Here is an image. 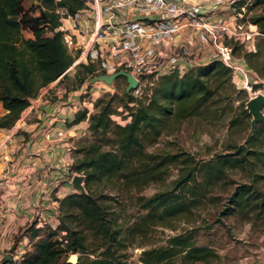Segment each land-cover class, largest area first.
Wrapping results in <instances>:
<instances>
[{"label": "rangeland", "instance_id": "rangeland-1", "mask_svg": "<svg viewBox=\"0 0 264 264\" xmlns=\"http://www.w3.org/2000/svg\"><path fill=\"white\" fill-rule=\"evenodd\" d=\"M190 1L200 6L201 15L193 19L191 24L183 27L185 34L181 36V42L191 50L187 56L197 60L196 65L190 68L213 59H222L233 70L231 82L234 85H230L228 90L232 95L231 101L234 106L242 102L246 106L249 97L260 91L264 93V57L252 56L255 67L244 55H248L251 50H256L258 44L264 46V34L251 19L253 13L264 12V3L253 4V0ZM25 5L31 8V0H27ZM22 32L24 36H34L28 27ZM227 51L228 56H225L224 53ZM168 54L174 55L170 49ZM94 63L98 68L99 64ZM79 67L80 65L77 64L69 70L64 79L58 82L52 80L41 86L38 93L30 97V103L23 109L18 119L10 126H6L14 129V133L24 132L22 126L25 122L22 124L19 118L27 109L30 112L25 115V118L39 120L35 130L39 127L47 130L53 127L58 119L63 121L62 128L55 133H50L48 130H42L43 134L40 132L41 140L44 142H51L53 138V142L48 144L51 145L50 149L55 150L51 158L52 162H55L52 165L54 175L46 179L50 188L28 190V197H33V192L35 194L32 201H27L25 206H21V218L17 213V215L7 214L5 220L1 219V232L4 231V235L0 232V261L8 251L13 252L18 247L26 249L30 242L28 244V240L26 242L23 239L24 236L29 238V226L33 221L36 220L37 225L48 222L51 226H57L60 213L59 198L69 192L80 190L73 181H70L72 175L83 174L85 184L87 172L79 167L85 146L93 138V133L89 129V115L97 111L95 100L108 92L117 93L113 102L112 119L120 124H125L131 119L128 111L130 108H126L125 101H122L128 85L126 76L119 75L112 82H106L97 78L101 72L95 69L93 72L86 73V79L79 82V77L76 75ZM184 70L180 74L187 69ZM161 76L163 75L154 79L153 83H148L143 90L145 91L148 86L153 87ZM127 91L136 96L135 88ZM231 101L225 98L219 101V104L218 101L212 103V107L202 113L189 115L176 123L170 121L157 136L149 133L148 136L143 137V151L152 154L188 152L198 161L229 154L233 150L231 144L246 143V139L251 135L249 134L251 117L240 116L241 120H237L232 128L229 126L230 117L239 112L238 109L237 111L234 108L230 109ZM223 104L225 106H222ZM219 105L224 109L223 114H220L222 107ZM262 109L264 110V103ZM79 110L81 112L87 110V116L83 119L85 121L69 129L68 126L75 123L71 118H74ZM260 122L262 120L257 121L256 126ZM16 125L17 127H14ZM111 129H108L107 136L112 135ZM33 133L34 130L26 131L18 151L23 150L28 139L32 143L31 139L39 136V133L35 135ZM97 139L103 147H111L110 143L98 137ZM255 147L264 150V132L259 135ZM249 156L251 162L243 167L226 164L220 178L207 179L204 170L195 169V181L200 183V191L206 192V196L200 198L199 202L193 203L188 210L183 208L172 213L163 210L162 215L160 209L150 210L147 213L148 208L141 205V195L149 197L158 195L161 191L168 193L170 190L184 194V185L175 189L174 181L180 174V165L176 166L175 163H167L162 167L166 170L165 178L150 180L144 183L141 189L138 186H127L123 176L118 177L116 174L110 175L99 171H97L98 177L91 178L89 188L86 185L85 187L104 205L108 210L106 214L113 218L114 224L119 228L121 241L117 252L120 253L122 260L140 262L139 257L143 248L164 244L169 236L192 230L195 244L211 246L214 251L206 259H198L194 262L182 261L179 256H176L175 260L169 264H264V224L260 220L250 219L245 215L247 206L240 208L241 206L233 202L234 194L239 184L243 182H250L264 192V161H258L254 156ZM53 158L57 160L53 161ZM3 160L1 164L4 163ZM45 160L50 164V158ZM152 160L151 163H153ZM6 162L8 165L12 164L10 159ZM142 168L143 166L139 165L138 169ZM51 180L54 182L51 183ZM188 184H193V181L185 183L187 187ZM57 193L61 196L56 195ZM50 197L58 202L45 203V198L47 200ZM152 212H154L153 215H150ZM24 216L27 218L23 219ZM88 241L86 250H72L65 255L69 257L72 252H76L78 256L80 253L82 256L85 254L93 256L96 250L104 246V244L97 245L96 239L90 235ZM21 257L22 255L16 259Z\"/></svg>", "mask_w": 264, "mask_h": 264}, {"label": "trees", "instance_id": "trees-1", "mask_svg": "<svg viewBox=\"0 0 264 264\" xmlns=\"http://www.w3.org/2000/svg\"><path fill=\"white\" fill-rule=\"evenodd\" d=\"M26 1L0 0V102L5 109L0 114V127L13 124L30 103V97L35 96L41 86L58 77L59 80L64 79L67 75L64 71L74 60L62 31L57 30L53 34L46 32L48 28L54 29L59 24L58 14L52 9L55 1L41 0L47 9L37 14L26 7ZM60 3L70 4L72 10L81 5L80 0H61ZM259 3H264V0H253V4ZM251 19L264 34V12L253 13ZM26 27L32 30L34 36L23 35L22 30ZM244 55L255 66L252 56L264 57V46L258 44L256 50ZM78 64L80 67L76 75L79 82L86 79V73L97 68L92 61H81ZM232 71V67L222 59H213L189 68L182 74L178 71L170 72L161 76L152 87L151 94L138 98L135 105L129 103L135 98L134 95L125 90L122 101H125L126 108H130L128 111L131 115L125 124L111 117L117 93L108 92L99 96L95 100L97 111L89 115V129L93 138L85 146L79 167L87 172L86 187L89 188L91 178L99 176V171L123 176L127 186H138L141 189L150 180L165 178L166 170L162 167L167 163H175L176 166L180 165L179 177L174 181L175 189L184 185V194L170 190L149 197L141 195V205L148 208L147 213L160 209L162 215L163 210L169 213L183 208L188 210L193 203L206 196V192L200 191V183L195 181V169L204 170L207 179L220 178L226 164L243 167L251 162L249 155L264 161V150L255 147L259 135L264 132V120L257 124L246 143L231 144L233 150L220 157L198 161L188 152L152 154L143 151V137L149 133L157 136L170 121L176 123L189 115L202 113L212 107V103L218 101L219 104L225 98L230 102L232 95L228 90L230 85H234L231 82ZM233 108L239 112L230 117L231 128L237 120H241L240 116L252 117L243 102L234 106L231 101L230 109ZM223 112L222 107L220 114ZM86 116L87 110H79L73 122H79ZM109 128L112 135L107 136ZM97 137L110 143L111 147H103ZM139 165L143 168L138 169ZM189 181H193V184L187 187L185 183ZM87 188L84 191L69 192L59 198L58 225L53 227L48 222L37 225V221H33L29 226L30 244L23 256L20 259L3 257L0 264H169L176 256L182 261L194 262L206 259L214 251L211 246L195 244L192 230H187L169 236L164 244L143 248L140 262L122 260L117 252L121 241L119 228L113 218L106 214L108 210ZM233 202L240 208L247 206L245 215L264 224V192L258 186L250 182L239 184ZM89 235L96 239L97 245L104 246L96 250L93 256H82L80 253L76 262L68 260L65 255L67 252L86 250Z\"/></svg>", "mask_w": 264, "mask_h": 264}, {"label": "built area", "instance_id": "built-area-1", "mask_svg": "<svg viewBox=\"0 0 264 264\" xmlns=\"http://www.w3.org/2000/svg\"><path fill=\"white\" fill-rule=\"evenodd\" d=\"M54 1L52 9L58 14L59 24L46 32L61 30L74 56L64 72L81 61L97 62L96 69L101 73L129 70L138 80L131 105L144 94H151L152 86L145 91L143 87L160 75L196 65L197 60L187 56L191 50L181 42L183 27L201 16L200 6L190 0H80L81 5L74 10L70 4ZM31 6L34 14L47 9L41 0H31ZM168 49L175 56H169ZM8 252L13 258L24 254L21 247Z\"/></svg>", "mask_w": 264, "mask_h": 264}, {"label": "crops", "instance_id": "crops-1", "mask_svg": "<svg viewBox=\"0 0 264 264\" xmlns=\"http://www.w3.org/2000/svg\"><path fill=\"white\" fill-rule=\"evenodd\" d=\"M58 80L59 79L55 80V82H58ZM32 107L33 106H31V108ZM34 107L36 106L34 105ZM4 111L5 109L0 102V114ZM29 112V109H27L19 118V121L22 122V124L25 122V124L22 126L24 132L21 131L18 133H14V129L8 127H0V189H2V191L0 192V221L1 219L5 220L4 218L7 214L17 215L18 213L19 218H21V206H25L27 201H32L34 198V192L33 197H28V190L43 189V187H45V189L50 188L48 180L46 181V179H48L50 175L51 178L54 175L52 165H54L55 162L53 163L51 158L53 157L55 150L50 149L51 145H48L49 143L53 142V138H51V142H44L41 140L40 132L43 130V128L39 127L37 130H35L37 128L36 126L39 123V120L36 118L34 120L25 118V115L27 113L29 114ZM38 115H40V113ZM84 121L85 120H81L77 123H72V126L70 125L68 127L69 129L71 127L75 128L77 125H80ZM62 124L63 121L58 119L53 127L47 130L50 133H55L58 129L62 128ZM14 127H17V125ZM28 129L34 130L33 135L39 133V136L35 139L32 138V143L28 139L27 145L24 146L23 150L18 151L20 145L23 143L21 142V139L25 137L26 131H28ZM25 148L27 150H25ZM5 158L10 159L12 164H6V161L8 159ZM45 158H50V164H48ZM57 158H53V161H56ZM1 160L4 161L3 164H1ZM50 182L53 183L54 181L51 180ZM56 195L61 196L59 193H57ZM47 202H56V199L50 197L46 200L45 198V203ZM49 212H51V210H49ZM22 218L26 219L27 216H24ZM1 230L2 225L0 224V232ZM1 234L4 235V231H2ZM23 240L26 242L28 240L29 244L30 238L24 236ZM26 249L24 250V252L26 251Z\"/></svg>", "mask_w": 264, "mask_h": 264}, {"label": "water", "instance_id": "water-1", "mask_svg": "<svg viewBox=\"0 0 264 264\" xmlns=\"http://www.w3.org/2000/svg\"><path fill=\"white\" fill-rule=\"evenodd\" d=\"M119 75H125L128 81L127 90H130L137 86L138 80L134 74L126 69H118L111 73H101L98 75V79L105 80L106 82H112L113 79ZM264 103V93L258 92L255 95L249 97L247 100L246 107L248 108L249 112L252 114L251 117V127L249 130V134H251L256 126V122L260 120H264V110L262 109ZM73 183L76 187H78L81 191L86 189L84 184V175L80 173H76L73 176ZM6 259H11L10 252L6 253ZM68 260L72 262H76L78 260V254L76 252H72L68 257Z\"/></svg>", "mask_w": 264, "mask_h": 264}, {"label": "bare ground", "instance_id": "bare-ground-1", "mask_svg": "<svg viewBox=\"0 0 264 264\" xmlns=\"http://www.w3.org/2000/svg\"><path fill=\"white\" fill-rule=\"evenodd\" d=\"M226 54H224L225 56H228V51L227 52H225Z\"/></svg>", "mask_w": 264, "mask_h": 264}, {"label": "clouds", "instance_id": "clouds-1", "mask_svg": "<svg viewBox=\"0 0 264 264\" xmlns=\"http://www.w3.org/2000/svg\"><path fill=\"white\" fill-rule=\"evenodd\" d=\"M75 174H76V173H75ZM80 174H81V173H80ZM11 258H12V259H16V258H13L12 256H11Z\"/></svg>", "mask_w": 264, "mask_h": 264}]
</instances>
